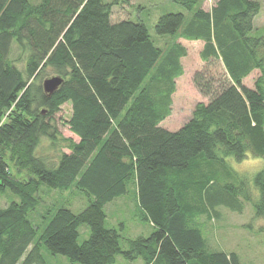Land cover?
I'll return each instance as SVG.
<instances>
[{
    "label": "trees",
    "instance_id": "16d2710c",
    "mask_svg": "<svg viewBox=\"0 0 264 264\" xmlns=\"http://www.w3.org/2000/svg\"><path fill=\"white\" fill-rule=\"evenodd\" d=\"M205 1L169 0L183 11L159 17L154 32L170 40L159 47L143 23L113 21V8L128 0H0V196L18 199L0 207V264H47L43 247L76 264H241L234 252L210 250L198 219L215 222L218 208L240 214L244 204L264 219V168L249 181L228 164L248 154L264 160V37L254 35L261 6L216 0L204 10ZM180 39L202 42L201 61L224 74L194 75L207 103L170 132L160 123L183 74ZM49 75L63 81L52 95L41 84ZM65 104L76 140L59 139L52 124ZM43 138L64 143L55 163L36 156ZM71 188L87 207L75 214L49 204L35 227L28 216L42 191ZM127 196L149 236L105 226V207L125 208ZM82 226L89 236L80 243Z\"/></svg>",
    "mask_w": 264,
    "mask_h": 264
},
{
    "label": "rangeland",
    "instance_id": "374dc122",
    "mask_svg": "<svg viewBox=\"0 0 264 264\" xmlns=\"http://www.w3.org/2000/svg\"><path fill=\"white\" fill-rule=\"evenodd\" d=\"M110 0H104L109 2ZM216 0H206L203 3V9L209 10L214 5ZM260 4L261 10L254 19V35L256 37H264V0H252ZM182 8L169 2V0H128V4L113 8L112 18L113 21L130 20L132 22L143 23L150 36L155 40L159 37L154 32V27L159 17L168 13L182 12ZM168 38L157 39V45L163 47L169 44ZM186 50V56L180 60L182 68V76L175 80V92L171 97V113L160 123V126L167 131L175 132L179 130L182 125L190 118L193 108L198 103H207V98L204 97L200 91L193 84V77L197 73H201L206 78L213 77L214 81H219L224 74L221 64L209 65L205 64L200 59V52L203 48L202 42H192L180 39L178 41ZM22 54L17 48L13 47L11 53V61L15 66L22 70L23 60ZM56 77L49 75L41 80ZM257 72H253L246 78L243 84L252 88ZM214 85H217L214 83ZM213 85V87H215ZM71 114V107L65 104L60 108V111L55 115L52 124L56 127L59 139L73 138L66 121H68ZM58 146H51L46 138L40 141L36 149V156L47 160L48 163H55L58 154L61 151L66 152L63 147L64 143L59 140ZM228 164L235 172L245 175L249 181L260 170L264 168V160L261 158L253 157L248 154L246 159L242 162H236L232 158L228 159ZM52 191V192H51ZM83 197V203L79 200H74L75 197ZM131 195V194H130ZM41 202L33 217L29 215L28 218L35 227H42L41 219L38 220L42 211L46 210V206H62L70 209L73 213L77 214L84 210L88 205L87 198L77 192L74 188L66 192L46 191L43 190L40 194ZM10 197L12 201L18 199L7 192L5 195L0 196V207L7 206ZM119 201L125 202V208H116L114 204H108L105 207L107 228L119 229L120 225H124L123 236L126 238H137L149 236L153 228L150 224L140 222L138 219L139 213L136 211L133 203V197L127 196ZM128 201V202H127ZM81 204L80 208H76L77 204ZM118 203L117 205H120ZM45 206V207H44ZM218 219V220H217ZM217 219L215 222L206 221L203 217L198 219L200 229L204 238L207 240L210 250L222 251L226 253L234 252L239 258L241 264H264V219L254 218L251 205H243L242 213H234L225 208L217 209ZM89 236V229L82 226L79 229V242H83ZM122 247L125 248V243L122 242ZM41 253L47 264H76L71 263L69 260L62 256H51L43 247ZM24 257L21 259L23 261ZM114 264H143L141 260L128 262L121 257L116 259Z\"/></svg>",
    "mask_w": 264,
    "mask_h": 264
},
{
    "label": "water",
    "instance_id": "95a60500",
    "mask_svg": "<svg viewBox=\"0 0 264 264\" xmlns=\"http://www.w3.org/2000/svg\"><path fill=\"white\" fill-rule=\"evenodd\" d=\"M60 77H53L51 79L44 80L42 82V88L45 94L52 95L58 87L62 84Z\"/></svg>",
    "mask_w": 264,
    "mask_h": 264
}]
</instances>
